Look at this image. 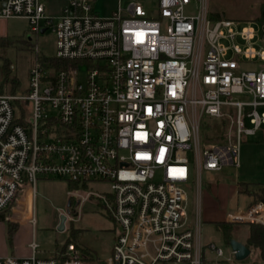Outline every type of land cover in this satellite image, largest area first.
I'll use <instances>...</instances> for the list:
<instances>
[{"label":"built area","instance_id":"2783aa9c","mask_svg":"<svg viewBox=\"0 0 264 264\" xmlns=\"http://www.w3.org/2000/svg\"><path fill=\"white\" fill-rule=\"evenodd\" d=\"M90 1L68 0L53 18L41 0H0V19H24L31 34L49 29L53 58L64 63L36 60L25 94L0 95V213L34 230L39 178L107 185L118 231L105 264H219L222 250L200 243L199 212L195 222L186 217L187 187L203 170L238 168L242 138L264 126V26L211 20L207 0H156L154 13L146 0H117L108 17ZM204 117L218 120L220 143L201 149ZM223 220L264 226V198ZM28 249L0 264H84L73 243L41 255L34 231Z\"/></svg>","mask_w":264,"mask_h":264},{"label":"rangeland","instance_id":"374dc122","mask_svg":"<svg viewBox=\"0 0 264 264\" xmlns=\"http://www.w3.org/2000/svg\"><path fill=\"white\" fill-rule=\"evenodd\" d=\"M264 0H207L209 13H218L222 19H232L239 24L247 21H255L258 16L259 6ZM48 16L59 17L63 9L68 6V0H41ZM124 4V1H123ZM92 11L99 16L108 17L117 6V0H91ZM144 7L148 13L156 10V0H146ZM194 12L193 7L186 10V14ZM241 27L239 26V29ZM31 36V44L34 50L37 49L39 55L54 57L55 38L53 33L47 29L44 33L31 34L28 22L24 19H0V36L6 37L14 44L3 52L4 59L10 63L9 78H18L22 89L28 87L29 70L32 66L35 53L22 49L18 39ZM235 44L243 45V41L237 37ZM258 37L250 43L257 47ZM231 45V43L224 42ZM3 60L0 59V84L3 83L4 73L1 69ZM256 67V66H255ZM244 69H254L252 65H245ZM81 72L85 68H80ZM6 86L4 87V89ZM7 94V93H5ZM251 100V97H235V100ZM257 112L264 113V107H258ZM218 120L204 117L201 120L200 147H211L220 143L213 138L217 135ZM257 131L253 136L243 137L238 148L239 167H224L220 172L201 171L198 178L190 180L187 187V209L186 217L189 221L195 222L197 213L200 216L199 239L201 244L212 243L219 247L223 256L220 260L228 263H235L230 248L224 243L222 235L212 223L214 220L223 219L225 212H232L236 209H246L245 196L233 194V189H241L243 193L257 192L258 198H264V141L261 138V131ZM189 159L193 162V155L189 154ZM78 191V194L85 196L87 192H96L102 199L93 198L78 202L74 196L68 193ZM109 194L107 185L90 184L79 187L68 183L62 179H38L36 183V196L33 200V215L36 220L34 228V239L40 250H44L46 255L61 249L67 242L75 244L82 255L84 264H99L107 262L112 256V247L115 235L118 231L115 223L106 211L107 202L105 197ZM69 202V207L67 204ZM23 216L26 211L23 209ZM9 212V211H8ZM69 212L72 221L65 222V229L57 231L59 214ZM10 216V215H9ZM9 220V219H8ZM10 223H17L9 220ZM231 223L228 221H219ZM260 225L257 223H236L234 231L231 233L234 240L245 243L248 232V225ZM4 223L0 222V252L10 250L6 248V241H3ZM262 226V225H260ZM19 227V226H18ZM32 230V228H31ZM30 227L23 226V231L19 241L23 244L31 238ZM8 246V245H7ZM213 259V254L207 255ZM243 264H264L258 260L256 249L250 248L249 256Z\"/></svg>","mask_w":264,"mask_h":264},{"label":"trees","instance_id":"16d2710c","mask_svg":"<svg viewBox=\"0 0 264 264\" xmlns=\"http://www.w3.org/2000/svg\"><path fill=\"white\" fill-rule=\"evenodd\" d=\"M209 18L211 20H218V19H222V16L218 13L216 14L209 13ZM254 22L259 26H264V1L259 6L258 16L257 18H255ZM17 41H20V44H21L19 46L20 48L29 50L30 52L34 51L33 44H31V36L29 34L26 37L24 36L23 38L18 39ZM13 44L14 42L9 41L6 37L0 36V59L3 60L1 69L4 73L3 83L0 84V95L5 94V93L10 94V95L25 94L27 90V88L26 89L21 88L20 81L18 78L16 77L11 78V79L9 78L10 63L4 59L3 52L7 48H10ZM36 60L49 64L52 67H55L56 69L59 68L61 64H64V63H60L54 58L45 57L43 55H39L35 53L32 64ZM5 86L6 88L4 89ZM20 122H21L20 119L15 118L14 123H20ZM260 191L264 192V188L261 189ZM9 215L10 213L8 211L5 213H0V222H3L5 225L6 242L10 246L12 244L13 235L17 230V225H14L9 222L8 220ZM212 223L214 224L216 229L220 231L224 243L229 247V242L230 240L233 239L231 233L234 231V224L236 223H226V222H219V221H214ZM67 243H70V242H67ZM244 245L249 250L250 248L256 249L257 254H258V260L261 263H264V226L249 224ZM245 259L239 262L235 261V263H232V262L228 263L226 260L223 259L219 261V264H243ZM98 263L104 264V262H98Z\"/></svg>","mask_w":264,"mask_h":264},{"label":"crops","instance_id":"0c3cea01","mask_svg":"<svg viewBox=\"0 0 264 264\" xmlns=\"http://www.w3.org/2000/svg\"><path fill=\"white\" fill-rule=\"evenodd\" d=\"M232 193L240 195V193L237 191V187L233 189ZM244 196H245V205H246V207H247V205L251 204L255 199L258 198V194L255 191H252V192H249V193L247 192V193H245ZM214 221H223V219L220 218V219H217V220H214ZM23 226H29L30 227V234H31V236L33 235V231L34 230H31L32 227L27 222L18 223L17 224V230H16V232L13 235L12 244L9 246L7 244V242H6V244L8 245V246L6 245V248L8 247L10 252H11L10 255L7 254V251L0 252V258L6 257V256L24 257V256H27L29 254L28 243H29V241L31 240L32 237L29 238V241L26 242V244H23L22 242L19 241V238H20L21 233L23 231ZM3 230H4L5 236H3V234H1L2 235L1 238H3V241H6L5 226H4ZM40 253H41V255H46V252L44 250H40ZM51 254H52V252L50 253V255ZM50 255H48V256H50Z\"/></svg>","mask_w":264,"mask_h":264},{"label":"water","instance_id":"95a60500","mask_svg":"<svg viewBox=\"0 0 264 264\" xmlns=\"http://www.w3.org/2000/svg\"><path fill=\"white\" fill-rule=\"evenodd\" d=\"M44 31L45 30H41V33H44ZM67 207H69V202L67 204ZM56 229L59 232L64 231L65 229V216L64 215L59 216V222H58ZM229 248L231 252L233 253L235 261H238V262L244 260L250 253V250L247 249L244 244L234 239L230 240Z\"/></svg>","mask_w":264,"mask_h":264}]
</instances>
